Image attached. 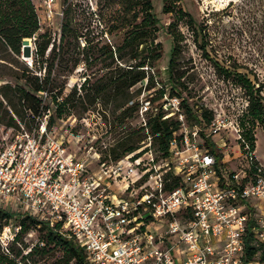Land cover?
<instances>
[{"label":"built area","instance_id":"built-area-1","mask_svg":"<svg viewBox=\"0 0 264 264\" xmlns=\"http://www.w3.org/2000/svg\"><path fill=\"white\" fill-rule=\"evenodd\" d=\"M54 4L42 0L48 15ZM161 100V119L179 123L165 158L156 156L147 136L139 149L116 161L95 154L90 169L47 134L49 112L33 132H16L0 146V209L8 211L5 207L16 202L18 216L61 224L88 264H244L250 223L264 243V215L250 205L252 199L264 203V168L243 140L240 120L215 113L207 124L190 126L178 98L165 94ZM134 104L137 124L145 128L156 113L151 98L141 94L127 106ZM228 129L236 134L244 164L238 172L226 169L204 144L210 139L221 148ZM18 229L3 228L2 249Z\"/></svg>","mask_w":264,"mask_h":264},{"label":"trees","instance_id":"trees-1","mask_svg":"<svg viewBox=\"0 0 264 264\" xmlns=\"http://www.w3.org/2000/svg\"><path fill=\"white\" fill-rule=\"evenodd\" d=\"M169 1L162 0V13L174 14V17L165 27L159 24L158 18L153 14L151 0L99 1L95 16L99 18L98 22L103 26L105 35L110 37L121 34L118 43L102 38L93 43L88 37L86 18H79L74 6L68 4L62 13L56 43L48 31L39 32L40 21L33 1L0 0V60H11V68L6 73L0 71V80L13 82L0 85V125L18 129L17 123H23L29 129L30 123H34L37 128L38 120L49 112L46 127L51 128L56 120L75 113L81 115L100 103L103 112L111 115V126L116 132L114 145L103 152L101 159L110 157L116 161L131 154L139 149L140 143L147 136L151 138L152 146L156 147L160 157H167L169 142L177 134L179 123L175 120H162L160 109L154 115L148 116L145 128L126 130L125 127L120 131L116 129L123 126L125 121L136 119L137 105L127 106L139 93L132 89L143 81H146L148 89L155 86L154 76L150 71L162 57V47L157 42L159 30L170 37L171 50L166 67L169 88L161 86L156 98L161 99L165 94L178 98L190 126H201L209 122L212 116L210 112L193 109L183 97L189 91L181 80L183 72L178 66L183 49H187V37L180 31L182 24L190 33L192 44L210 63L216 74L233 82L245 94L247 113L242 116L239 124L243 140L254 149V125H258L264 134L262 86H255L245 73L238 71L241 68L238 65L226 68L212 59L207 49L219 47L205 32L203 23L197 22L180 7L175 9L173 4L179 0H172V3ZM27 39L34 46L31 63L20 64L14 68L12 65L18 64L16 59L20 56L22 42ZM80 40L84 41L82 47ZM79 66L84 71L82 83L78 88L73 86L70 91L65 92L66 80ZM154 100L152 98L151 102ZM50 104L53 106L52 110ZM103 118L106 121L105 116ZM245 125L250 127L246 128ZM204 144L218 159L221 158V153L212 140L207 139ZM9 224L19 229L6 251L0 245V264H28L32 256L54 248L61 252L62 264H88L84 250L61 224L50 226L49 223L31 216H18L0 209V231ZM254 226L255 223H250L244 234V264L264 263V243L252 230ZM32 230L40 233V239L23 254V248L18 249L15 245L22 244L23 235Z\"/></svg>","mask_w":264,"mask_h":264},{"label":"rangeland","instance_id":"rangeland-1","mask_svg":"<svg viewBox=\"0 0 264 264\" xmlns=\"http://www.w3.org/2000/svg\"><path fill=\"white\" fill-rule=\"evenodd\" d=\"M99 1L103 2V0H55L53 13L48 15L42 6V0H33L40 21L39 32L48 31L57 43L63 10L68 4H72L78 17L86 18L88 37L93 40V43L101 38L111 43H118L121 34L117 33L110 37L105 35L103 26L98 22L99 18L95 16V14L97 15L96 4ZM169 2L172 3V0ZM151 4L153 14L158 18L161 26L165 27L173 20L174 14L162 13V0H151ZM173 5H175L173 6L175 9L177 7L182 8L197 22H202L205 32L212 41L215 40L219 49H207L208 55L226 68L232 65L241 67L238 71L245 73L255 86L261 85L264 96V0H179ZM180 31L187 37V49H183V54L178 63L183 72L181 80L184 81L189 91V94H183L186 103L193 109L206 110L211 114H224L229 120L242 119L240 113L243 111L246 101L243 91L233 82L224 80L216 74L210 63L201 56V52L192 44L190 33L182 24ZM157 42L161 44L162 57L150 71V74L154 76V88L148 89L141 82L132 89L135 93L139 91L138 96L143 94L148 99H155L151 102L154 112L159 110L162 102L161 99L156 98L158 89L161 86L166 89L169 88L166 67L171 50L170 37L162 30H159L157 34ZM79 43L82 47L84 41L80 40ZM0 49H2L1 45ZM33 54L32 41L24 40L21 45L20 56L16 59L18 64L14 63L12 66L15 68L20 64L29 65ZM9 68H11V60H0V71L6 73ZM83 73L82 66H79L66 80L64 91H70L73 86L78 88L83 81ZM6 82L13 84L10 80H0V85ZM45 102L48 103L47 100ZM50 107L52 110L51 104ZM91 109V111L81 115L75 113L71 116H65L61 120H56L51 128L46 127V132L52 138L63 141L70 153L85 159L89 168L93 169L96 161L95 154L103 157V152L114 145L116 132L114 131L115 128L111 126V115L103 112L100 103ZM104 116L106 121H104ZM243 119L246 122V118L243 117ZM43 121V117L38 120L37 128ZM30 125L29 129L23 123H17L18 129L0 125V146L9 143L13 135L22 128L26 132H33L36 129L35 124L30 123ZM125 127H127L126 130H136L139 126L136 119L133 118L125 121L124 125L116 130L120 131ZM245 127L250 126L245 125ZM252 135L255 140L254 157L264 168V134L258 125H254L252 128ZM213 139L221 144L220 136H214ZM152 147L156 156H159L156 147ZM217 150L221 153L222 163L226 169L238 172L243 168V160L236 145V134L232 129L226 131L224 146L217 148ZM113 188H117V185H114ZM250 203L253 208L256 207L264 215V203L261 200L252 199ZM5 209L15 213L17 211L16 202L12 206L7 205ZM2 231L3 229L0 234ZM39 239L40 233L32 230L23 235L22 244L15 245V247L23 248L22 253L25 254L28 248L36 244ZM9 246L10 243L7 244V247ZM61 261V252L54 248L46 250L43 254L32 256L28 264H62Z\"/></svg>","mask_w":264,"mask_h":264}]
</instances>
